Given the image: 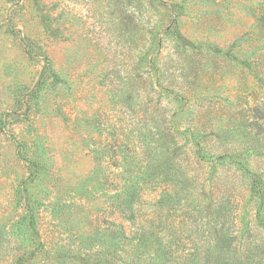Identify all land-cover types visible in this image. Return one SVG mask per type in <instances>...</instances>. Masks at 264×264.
<instances>
[{
  "label": "rangeland",
  "instance_id": "obj_1",
  "mask_svg": "<svg viewBox=\"0 0 264 264\" xmlns=\"http://www.w3.org/2000/svg\"><path fill=\"white\" fill-rule=\"evenodd\" d=\"M3 212L0 264H264V0H0Z\"/></svg>",
  "mask_w": 264,
  "mask_h": 264
},
{
  "label": "trees",
  "instance_id": "obj_2",
  "mask_svg": "<svg viewBox=\"0 0 264 264\" xmlns=\"http://www.w3.org/2000/svg\"><path fill=\"white\" fill-rule=\"evenodd\" d=\"M52 70V67L50 68V71ZM58 80V79H57ZM42 82V81H40ZM40 85V83H39ZM35 142H37L35 140ZM40 143H35V146L37 145L38 148H30L28 147L26 151L31 152V164L35 165L36 169L34 171H31L33 174L32 178H38L41 171L44 170V167L42 166V156L44 155V147L39 145ZM28 146V145H27ZM30 146V145H29ZM126 159V166L125 169L123 170L122 173H117L116 175L118 176L119 181L118 182H111V188H112V194H110V197L113 198H120L118 202V207L123 208V210L128 211H134L135 207L134 204L138 203L139 200H141L139 196L138 190L141 189L142 185H140V181L142 179H148V180H153L152 178L153 172L148 170V164L144 166L140 160H136V158L129 159L125 157ZM119 162V160H113L112 164L116 165ZM145 167L148 171L146 174L144 171L142 172L141 169ZM147 176H146V175ZM143 176V177H142ZM26 184L25 181H22V184ZM114 183V184H113ZM139 185V186H138ZM110 188V187H109ZM23 190L26 193L29 191V186L24 185ZM19 192V191H18ZM31 195L27 196V206L28 212H25L24 214H19V217L15 220H12L10 222V231L9 233H12L15 235L16 241L19 240V242L22 244L24 243H30L31 242V237L30 235H33L36 230L34 229L35 227V209L36 207L34 206L35 204L39 205L41 201L37 197H33L31 192ZM33 197V198H31ZM115 202V200L113 199ZM34 202V205L32 204ZM32 204V205H31ZM116 206V203H113V206ZM5 210V209H4ZM8 213H0V235L1 232L4 231V227L8 222V219H6L8 216ZM0 240L1 236H0ZM19 243V244H20ZM20 245V246H21Z\"/></svg>",
  "mask_w": 264,
  "mask_h": 264
}]
</instances>
